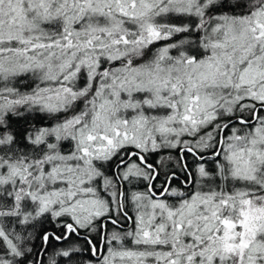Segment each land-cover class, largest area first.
I'll return each instance as SVG.
<instances>
[{
	"label": "rangeland",
	"instance_id": "rangeland-1",
	"mask_svg": "<svg viewBox=\"0 0 264 264\" xmlns=\"http://www.w3.org/2000/svg\"><path fill=\"white\" fill-rule=\"evenodd\" d=\"M212 1L0 0V42L24 48L0 51V89L4 80L28 71L58 85L34 99L55 112L82 98L76 84L82 72L86 87L93 84L98 95L96 111L83 125L73 119L43 133L69 140L64 155L56 153L45 172L35 174L31 166L0 165V188L9 185L12 192L16 182L26 183L24 197L38 215L66 218L85 229L112 206L115 210L101 164L122 157L126 148L140 156L176 149L184 138L206 149L210 139L196 134L212 125L222 147L212 153L220 155L218 170L261 191L255 197L236 192L228 204L222 194L203 189L201 171L188 195L168 192L172 199L178 196L173 206L130 191L131 228L110 233L103 255L90 250L95 256L83 264H264V118L254 115L256 125L246 137L233 130L225 143L222 124L214 123L235 107L264 105V1L248 15L214 18L203 53L194 44L190 54L163 49L151 68H99L122 56L116 47L128 45L129 32L137 34L135 45L146 46L161 38V16L175 12L202 19ZM53 21L62 29L56 42L41 26ZM150 177L134 162L120 172L123 181Z\"/></svg>",
	"mask_w": 264,
	"mask_h": 264
},
{
	"label": "trees",
	"instance_id": "trees-1",
	"mask_svg": "<svg viewBox=\"0 0 264 264\" xmlns=\"http://www.w3.org/2000/svg\"><path fill=\"white\" fill-rule=\"evenodd\" d=\"M263 1L214 0L203 10V18H197L198 20L193 15L167 12L160 18L161 38L146 46H137L135 45L137 34L129 32L128 45L116 47L123 52L122 56L105 66L101 63L99 68L103 67L108 71L131 67L151 68L160 62L163 49L173 52L183 48L190 54L193 51H190L189 47L194 44L203 53L205 50L202 48V43H206L207 29L211 27L214 18L248 15L251 11L257 10L258 5ZM84 21L90 23L89 18ZM59 25V21H53L42 23L41 26L47 33L53 35L54 41H59L62 39V29ZM178 28L182 29L177 31ZM13 43L0 42V51L24 50L20 47L14 48ZM100 61L104 60L100 59ZM84 82L83 73L80 72L76 84L82 91V98L61 110L51 112L34 103V99L45 92L51 93L58 86L56 83L40 81L36 75L28 71L4 80V87L0 89L6 93L0 95V165H18L20 168L31 166L32 173L35 174L45 172L44 167L48 164V160L56 153L64 155V148L70 145L69 140H60V137L55 140L53 136L43 133L60 129V125L73 119H79V124L83 125L96 111L98 95L95 89L97 88L93 84L86 87ZM254 115L258 119L264 118V105L255 103L252 108L244 110L235 107L234 113L221 116L215 121L214 123L222 124V127L232 122L222 132L223 142L230 139L233 130L236 131L234 135L246 137L256 125V121L253 120ZM213 127L210 125L196 134L197 137L207 136L210 139L206 149H198L195 139L184 138L181 147L172 150L161 149L157 152L160 162L157 156L154 162L158 164L161 184L163 185L167 178L172 176L169 191H183L184 194H189L197 184L198 171H201L206 176L202 182L207 187L203 189L218 195L222 194L225 201L227 198L233 200L236 192H244L249 197L257 196L261 192L258 185L233 179L218 170L216 162L220 159V155L212 157V153L215 150L221 151L222 147H218L220 134L214 131ZM129 151L130 149L126 148L122 157L117 154L101 164V171L111 183L110 192L115 195L116 202H118L119 185L111 170L126 159L125 155ZM145 162L149 163L146 158ZM122 170L123 166H120L119 176ZM182 182L189 188L186 190L181 188ZM26 186V183L20 186L19 182H16L12 192L9 185L0 188V264H83L91 258L90 250L93 247L97 252L103 240L106 247L109 234L117 232L107 224L102 237L101 220H95L88 228L78 229V234L82 238H78L77 243L74 241L75 244L71 242L61 248L60 228L68 220L62 217L55 218L47 213L38 215L34 205L24 197ZM129 193L130 191L124 189V201ZM173 197L175 200L172 198L167 200L172 206L178 202V196ZM230 200H227L228 204ZM227 210L228 208H225L221 216H227ZM61 253H64L63 259H60ZM227 263L235 264L232 261Z\"/></svg>",
	"mask_w": 264,
	"mask_h": 264
},
{
	"label": "flooded vegetation",
	"instance_id": "flooded-vegetation-1",
	"mask_svg": "<svg viewBox=\"0 0 264 264\" xmlns=\"http://www.w3.org/2000/svg\"><path fill=\"white\" fill-rule=\"evenodd\" d=\"M157 152L153 154L151 153L143 154L141 156L136 153L133 154V153L128 152L125 155L126 159L122 163H120L118 166H116L113 170H111V174L114 175L115 180L119 185L118 202H116L115 210L113 209L114 206H112L109 210L108 215L104 216V218L101 219V227L103 229L102 237L104 236L105 228L107 224H109L110 226H112L114 229L117 230V232H115V235L117 236L120 234H124L132 226V220H131L132 215H131V211L129 210L130 205L128 203V199L126 198L125 201L123 200L124 189H126V191L128 192L129 191L131 192L136 191V192H141V193L145 192L151 198L160 200V201H167L168 199L171 198L168 195V192H172V191H169V188H170V183L173 177L171 176L167 178L165 183L163 185L161 184V180H160V176H159V172L157 168L158 164L154 162L156 159L154 155L157 156ZM139 157H142L143 162H139V160L137 159ZM145 158L149 161V163L145 162ZM130 162L136 163L137 166H139L142 170H144L148 176H151L150 179L148 181H145L143 178H138L136 180L131 178V179H128L127 181L121 180L120 176L118 175V169L120 166L127 165ZM125 183H126V186H125ZM180 185H181V188H183L184 190L189 188V186L184 184L183 182L180 183ZM178 192L179 194L183 196L188 195V194L181 193V191H178ZM65 227H67L66 233H64ZM60 230L62 231L60 234V247L61 248H64L65 244H69L71 242L75 244V242L77 243L78 238H82V236H79L78 234V229L70 225L68 221L66 224H62ZM86 239L88 241V238ZM91 250L95 251L94 247ZM104 251H105V246H104V240H103L102 245L97 252L99 253V255H103ZM94 256L95 255L92 254L90 259L94 258ZM63 258H64V253H61L60 259H63Z\"/></svg>",
	"mask_w": 264,
	"mask_h": 264
},
{
	"label": "water",
	"instance_id": "water-1",
	"mask_svg": "<svg viewBox=\"0 0 264 264\" xmlns=\"http://www.w3.org/2000/svg\"><path fill=\"white\" fill-rule=\"evenodd\" d=\"M236 121H238V120H235V122H236ZM231 123H232V122H230V123H228L227 125H225V126L223 127V130H224L228 125H230ZM223 130H222V131H223ZM133 154H135V153H133ZM133 154H132V155H133ZM212 157H215V156H212Z\"/></svg>",
	"mask_w": 264,
	"mask_h": 264
}]
</instances>
